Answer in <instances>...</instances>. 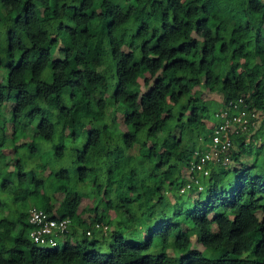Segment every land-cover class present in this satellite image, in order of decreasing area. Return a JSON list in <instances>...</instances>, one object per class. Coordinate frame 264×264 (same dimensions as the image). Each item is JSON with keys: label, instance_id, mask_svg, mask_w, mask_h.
<instances>
[{"label": "trees", "instance_id": "16d2710c", "mask_svg": "<svg viewBox=\"0 0 264 264\" xmlns=\"http://www.w3.org/2000/svg\"><path fill=\"white\" fill-rule=\"evenodd\" d=\"M197 86L222 101L200 104ZM223 110L247 127L196 183ZM0 205V264H264V0H0ZM34 207L69 220L56 244L31 237Z\"/></svg>", "mask_w": 264, "mask_h": 264}, {"label": "built area", "instance_id": "2783aa9c", "mask_svg": "<svg viewBox=\"0 0 264 264\" xmlns=\"http://www.w3.org/2000/svg\"><path fill=\"white\" fill-rule=\"evenodd\" d=\"M239 101H242V98H239ZM229 104L231 105V102H229ZM232 107H236V104H233ZM218 115L222 117L223 120L213 126L211 148L203 151L199 155V159L195 163H191L188 168L189 173L192 174L191 178L196 183L199 182L197 175H208L209 169L206 168L207 162L222 160L223 163H226L229 161L232 135L238 131H244L247 127L246 114L244 111L229 115L228 111L223 110ZM256 116V113H252V118ZM253 123L254 121L252 124ZM193 172H197L198 174L195 176ZM183 189L184 186L181 190ZM28 220L35 227L31 232V237L41 245L56 244V237H59L60 234L67 230L69 223L68 219L53 218L48 212L37 207L29 210Z\"/></svg>", "mask_w": 264, "mask_h": 264}, {"label": "rangeland", "instance_id": "374dc122", "mask_svg": "<svg viewBox=\"0 0 264 264\" xmlns=\"http://www.w3.org/2000/svg\"><path fill=\"white\" fill-rule=\"evenodd\" d=\"M80 0H70V3L72 4H79ZM239 9V8H238ZM224 22L225 24H228L230 22V18L226 17L224 18ZM127 28L130 34L134 33L137 29H138V23L135 22L133 19H130L128 24H127ZM88 46L91 48H100L101 47V42L100 39L98 37L92 38L88 41ZM143 78L141 77L139 79L140 84L143 88V90H146L148 86L143 85ZM168 79V77H167ZM154 78L152 77L150 82H153ZM194 91V97L199 101L200 104H203L204 101L210 100L211 103L213 104L214 102H221L222 101V94L219 91H210L208 89L202 88L200 86L195 87ZM169 104H166V108H168ZM107 113H110V109H108ZM111 115H113V120L117 123L116 127L118 129L121 130H126L127 126L126 124L123 122V118L125 116V111H124V107H122L121 105H117V107L115 108V112L112 113ZM262 114L259 113V116L257 117V122L252 125L254 126L252 128L251 131H247L248 132V136L246 137V141L250 140V136L252 134L253 129H256L260 126L261 122H262ZM213 124V121H208V127H211V125ZM61 141V137L59 138H55L54 143L57 144ZM257 144H259V140L257 141ZM107 142L105 141L103 143V145H101V149L103 150V152H107ZM118 149L116 150V152L112 153L109 155V161L111 164L112 168H116L118 166L117 163V154H118ZM231 154V151H229V155ZM232 166L234 165H238L236 163H234L233 161H231L230 163ZM186 172V170H183V173ZM44 175V188L42 189V191L47 195V199H48V204L51 206L52 210L54 213H59V207H60V200L62 198V194L57 190V187L53 184V175H51L49 168L46 169L43 172ZM129 184H126L123 186L121 193L125 194L128 192V188ZM193 196H195V194H193ZM95 203V199L94 198H87L84 197L82 198L80 207H79V212L83 211V215L84 210H86V208H90L91 206H93V204ZM0 213L2 214H6V209L0 205ZM110 214H112L110 212ZM263 215V212L260 210L257 213V216L259 219H261ZM79 231V230H78ZM106 232V233H105ZM105 235L107 236L109 234V231H103L102 234L98 233L96 237H101V235ZM103 235V236H104ZM93 238V236L90 237V239ZM190 247H196L201 251H204L207 255L209 256H213V257H217L221 254V249L217 250L215 252H211V251H205V247L203 244H201L199 241H197L196 239V234L195 233H191V244ZM229 247V242L225 241L222 245V249L228 248Z\"/></svg>", "mask_w": 264, "mask_h": 264}]
</instances>
